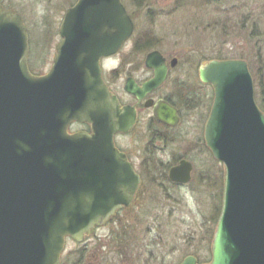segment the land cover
<instances>
[{"label":"water","instance_id":"obj_1","mask_svg":"<svg viewBox=\"0 0 264 264\" xmlns=\"http://www.w3.org/2000/svg\"><path fill=\"white\" fill-rule=\"evenodd\" d=\"M62 17L52 66L38 77L28 70L22 17L0 4V264H59L65 236L78 242L105 224L139 183L113 144L133 118L109 95L99 63L130 37L131 17L121 0H77ZM164 60L147 53L154 77L125 89L143 95L158 87ZM199 77L214 89L205 142L224 166L209 264H264V113L252 76L245 60L214 59ZM157 105L159 120L177 124L174 108ZM71 121L90 122L92 134L68 133ZM191 169L182 159L168 177L189 182Z\"/></svg>","mask_w":264,"mask_h":264},{"label":"rangeland","instance_id":"obj_2","mask_svg":"<svg viewBox=\"0 0 264 264\" xmlns=\"http://www.w3.org/2000/svg\"><path fill=\"white\" fill-rule=\"evenodd\" d=\"M136 1L141 5L137 6L133 0H122L134 22V32L124 52L128 54L131 50V41L141 42L142 38L143 42L146 37L151 42L147 46H154L143 51L144 45L140 44L137 50L140 57L152 49L159 50L168 59L176 57L178 65L166 83L168 88H172L173 81L180 76H184L183 81L200 83L198 67L212 59H244L253 79L256 64L260 60L264 63V0ZM75 2L3 0L5 7L24 20L28 36L27 60L34 74H43L52 65L55 45L60 40L58 26L67 8ZM117 58L104 63L106 71L110 65L117 64ZM206 85L197 84V91L212 97L213 90ZM208 111L207 104H201L193 113L186 114L181 127L172 132L174 137L159 144L162 150L152 144L146 145L140 129L132 136L121 138L125 144L123 148L127 146L137 153L142 152L145 162L157 161L159 165L153 167L164 170V174H146L134 206L121 209L111 217L108 227L97 231L99 236L108 232L128 235L132 257L127 264H141L142 253L146 251L157 252L162 264H176L186 255L196 256L201 263L206 261L223 186L222 164L209 154L208 148L197 145ZM179 132L185 135L178 137ZM157 151L160 152L158 157L154 155ZM177 157H186L194 166L189 183L184 185H174L164 177L166 164ZM134 161L138 166L135 157ZM108 242V239L103 241L104 244ZM64 248L63 256L71 264L76 244L66 240ZM117 260L115 254H108L109 264H124Z\"/></svg>","mask_w":264,"mask_h":264},{"label":"flooded vegetation","instance_id":"obj_3","mask_svg":"<svg viewBox=\"0 0 264 264\" xmlns=\"http://www.w3.org/2000/svg\"><path fill=\"white\" fill-rule=\"evenodd\" d=\"M0 3L4 5L3 0H0ZM131 42H132L131 43L132 46L128 54L127 51L124 52V47L126 46L125 44H127L126 41L124 44H122L120 49L115 54L107 57H103L100 60V64H101L100 67H102L101 77H103V80L111 96L113 95L114 97H116L119 102V106L122 109H125L126 111L125 117L133 118L132 125L126 131L117 132L114 134L113 137V141L116 149L124 153L126 160L130 162L135 173L139 177V183L132 195V199H130L131 200L130 204L128 205V207H126L127 210L133 207L134 204L136 203V200L138 198V193L140 190L139 188L142 187V183L144 181L145 175L149 173L155 174L158 172H162V174H164V170L162 171L159 168L153 167L154 165L156 167L159 165L157 161H153L152 163H150L149 161L148 163L145 162V160H143L144 158L142 156V152L137 153L132 148H129L127 146L126 148H123L125 144L123 143L124 141L121 138L124 139L127 136H132L135 134L137 129H140L142 132V139L146 143V145L152 144L155 147H157V149H161L159 147V144H165L166 139H168L169 137L171 138L174 137V134L172 132L174 131L176 132L181 127V124L183 123L186 114L193 113V111L196 110L197 106H200L201 104L204 105L207 104L209 109L208 112H210L212 98H213V96L211 97L209 93L201 92V90L197 91V84L199 86H202V84L206 85V83L202 82L201 79L199 78V73H198V78L200 80L199 81L200 83H195V82L193 83V82H189L188 80L183 81L184 76H180V77H176V79L173 81L175 82L173 83L174 84L173 87L168 88V85L166 83L169 82V78L173 73V70L176 69L178 65L177 63L178 59L173 65L171 62L172 58L168 59V57L165 55L163 56L165 58L164 65L166 67V73H165L166 77L158 87L152 89L151 91L145 92L143 95H136L127 91L125 89V85H127L128 82H130L129 84L135 83L137 86L142 87V84L153 78L155 73L154 68L148 67L145 64L146 53H148L149 51L143 53L144 54L143 57L139 56L140 53L139 55L137 54V50L140 44L145 45V43L147 42H136V41H131ZM117 56L119 57L117 58ZM115 57L118 59L117 64L110 65V68L106 71V67H104V63L109 59L113 61V58ZM117 80H120L121 83H118ZM206 86L211 87V85L209 84ZM163 103H167V105H170L172 108L176 110L175 115L177 116L178 119L177 124L170 125L166 122L159 120L155 116V109L158 106L157 104H163ZM206 119L200 127V133H199L200 138H198L199 141H197L198 143L197 145L200 144V146L205 148H207L204 141V125ZM68 131L69 132L86 131L88 133H91V126L87 122H72L68 126ZM177 135L178 137H180L182 135H185V133L179 132L177 133ZM158 153L160 152L157 151V153H155L154 155L158 157ZM134 157L137 159L138 166L136 165L137 163L134 161ZM182 159H186L191 162L192 164L191 175H192L193 167H194L192 161L187 159L186 157H177V159L175 158L174 161H172V163L160 161L162 163H167L166 164L167 170L165 175L168 180H169L168 172L170 168L177 165ZM148 166H150V168H148ZM169 182L174 185H182L171 182L170 180ZM110 222L111 221L109 220V222L102 227H106V226L108 227V225H110ZM102 227H96L88 233H83L81 239L78 240V242L69 237H66V240H71L74 242V244H76V250L73 255L75 256V259L71 264H73L74 262L75 264H109L108 262L109 253H112V255L115 254L120 262L127 264L126 261H128L132 257L131 256L132 253L128 249L129 246L127 244L129 240L128 235L122 234L119 236L116 232L113 233L108 232L107 234H105V236H99L97 231L99 228ZM100 238L102 240H100ZM106 239H108L109 242L104 244L103 241H106ZM100 241H102V243ZM63 254H64V250L63 253L60 254L61 255L60 264H70L67 263L68 259L65 260L66 258L63 256ZM207 254H208L206 257L207 259L203 263H201L199 261L200 259L198 260V258L194 255H186L185 257L193 256L195 258L196 264L209 263L211 257V242L209 244V248L207 249ZM142 256L144 257V259L141 260L142 261L141 264H148V263L162 264L161 257L157 255V252L150 253L149 251H146L144 255L142 253ZM182 260L183 258L181 259V261ZM180 262L176 264H179Z\"/></svg>","mask_w":264,"mask_h":264},{"label":"trees","instance_id":"obj_4","mask_svg":"<svg viewBox=\"0 0 264 264\" xmlns=\"http://www.w3.org/2000/svg\"><path fill=\"white\" fill-rule=\"evenodd\" d=\"M143 2H147L149 0H142ZM133 3H136V5H141L140 3H138L136 0H133ZM135 5V6H136ZM46 31H47V28H46ZM140 41L142 42V38L140 39ZM143 42H147L145 43V45L143 46V48L141 50H149L150 48H152L153 46L151 47H148L147 45H149L151 42L148 38L144 37L143 38ZM150 42V43H149ZM147 46V47H146ZM147 48V49H146ZM259 54L257 53V56ZM30 67V66H29ZM32 68L30 67L29 70H31ZM256 69L255 72H254V79L255 80V86H256V95H255V99L257 101V104L259 106V108L264 112V63L260 60L258 64H256ZM31 72L34 73L33 70H31ZM165 179H167L166 175H164ZM219 210H220V207L217 209V213L215 217V219H217V216L219 214Z\"/></svg>","mask_w":264,"mask_h":264}]
</instances>
